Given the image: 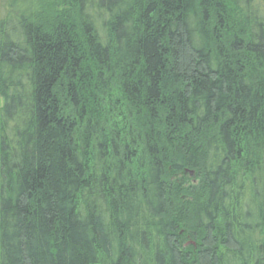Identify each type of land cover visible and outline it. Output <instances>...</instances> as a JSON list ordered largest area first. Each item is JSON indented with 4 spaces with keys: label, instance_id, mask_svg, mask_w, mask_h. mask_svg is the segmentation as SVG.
I'll list each match as a JSON object with an SVG mask.
<instances>
[{
    "label": "trees",
    "instance_id": "1",
    "mask_svg": "<svg viewBox=\"0 0 264 264\" xmlns=\"http://www.w3.org/2000/svg\"><path fill=\"white\" fill-rule=\"evenodd\" d=\"M0 100V264H264V0L5 14Z\"/></svg>",
    "mask_w": 264,
    "mask_h": 264
},
{
    "label": "rangeland",
    "instance_id": "2",
    "mask_svg": "<svg viewBox=\"0 0 264 264\" xmlns=\"http://www.w3.org/2000/svg\"><path fill=\"white\" fill-rule=\"evenodd\" d=\"M47 1L49 0H0V17L8 13L30 14L39 10ZM190 177H193V174H190Z\"/></svg>",
    "mask_w": 264,
    "mask_h": 264
}]
</instances>
